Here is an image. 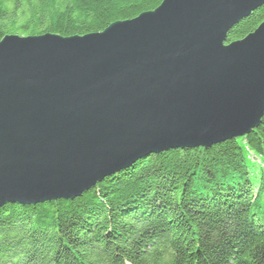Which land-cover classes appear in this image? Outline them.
Returning a JSON list of instances; mask_svg holds the SVG:
<instances>
[{
	"label": "water",
	"instance_id": "water-1",
	"mask_svg": "<svg viewBox=\"0 0 264 264\" xmlns=\"http://www.w3.org/2000/svg\"><path fill=\"white\" fill-rule=\"evenodd\" d=\"M264 0H162L99 32L0 39V206L73 199L149 153L242 137L264 114Z\"/></svg>",
	"mask_w": 264,
	"mask_h": 264
},
{
	"label": "trees",
	"instance_id": "trees-1",
	"mask_svg": "<svg viewBox=\"0 0 264 264\" xmlns=\"http://www.w3.org/2000/svg\"><path fill=\"white\" fill-rule=\"evenodd\" d=\"M162 0H0V39L99 32ZM264 5L226 42L254 31ZM0 264H264V114L242 137L149 153L73 199L0 206Z\"/></svg>",
	"mask_w": 264,
	"mask_h": 264
}]
</instances>
